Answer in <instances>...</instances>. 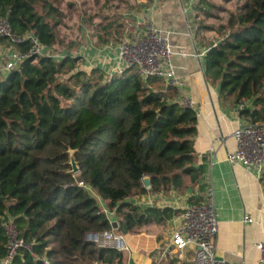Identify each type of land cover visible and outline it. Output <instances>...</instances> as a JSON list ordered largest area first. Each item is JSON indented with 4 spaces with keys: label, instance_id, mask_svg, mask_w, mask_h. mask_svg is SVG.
I'll return each instance as SVG.
<instances>
[{
    "label": "trees",
    "instance_id": "obj_1",
    "mask_svg": "<svg viewBox=\"0 0 264 264\" xmlns=\"http://www.w3.org/2000/svg\"><path fill=\"white\" fill-rule=\"evenodd\" d=\"M238 1L207 46L204 72L240 117L264 122V0ZM93 2L131 7L129 0ZM190 2L194 17L210 15L209 0ZM0 16L15 37L31 33L59 54L25 57L0 79V261L8 254L10 222L29 249L18 248L9 264H45L41 257L46 264H126L125 251L99 246L88 235L136 234L179 213L129 199L198 182L196 111L182 107L176 87L160 78L143 79L134 67L112 75L84 70L80 56L64 53L74 50L66 43L57 52L65 15L51 0H0ZM111 26L110 14L95 24L97 31ZM202 28L211 27L199 25L196 33ZM121 32L122 25L115 28L114 41ZM4 42L20 53L31 46L28 39ZM90 190L114 211L115 228Z\"/></svg>",
    "mask_w": 264,
    "mask_h": 264
},
{
    "label": "crops",
    "instance_id": "obj_2",
    "mask_svg": "<svg viewBox=\"0 0 264 264\" xmlns=\"http://www.w3.org/2000/svg\"><path fill=\"white\" fill-rule=\"evenodd\" d=\"M129 1L130 8L119 9L118 18H111L110 29L82 34L74 50L64 53L80 56L84 70L98 67L110 74L117 66L115 46L125 36L114 41L113 26L126 23L123 31L131 32L129 40L140 37L148 22L168 32L175 73L183 82L182 87H176L175 100L187 97L195 103L197 134L194 148L200 173L198 182L182 190L148 193L129 201L139 205L168 206L175 210L191 204L190 197L199 198L201 202L209 201L215 208L218 223L214 239L215 257L229 264H262L264 251L259 250L257 244L264 241V171L259 175L254 169L227 160V154L236 146L232 132L247 121L236 113L230 102L221 100L218 81L209 82L205 76L204 56L210 42L196 33L190 0ZM90 194L115 228L114 211H110L95 192L90 190ZM175 226L176 215L164 225L151 224L139 233L121 234L128 248L125 250L126 264H194L189 252L180 254L171 250L164 253Z\"/></svg>",
    "mask_w": 264,
    "mask_h": 264
},
{
    "label": "built area",
    "instance_id": "obj_3",
    "mask_svg": "<svg viewBox=\"0 0 264 264\" xmlns=\"http://www.w3.org/2000/svg\"><path fill=\"white\" fill-rule=\"evenodd\" d=\"M124 35L115 46L116 70L108 75L121 73L127 67H134L143 79L157 77L162 79L167 86L182 87L183 82L176 76L172 63L173 50L168 32L148 22L143 34L137 39L129 40L126 31ZM25 39L31 42L30 48L25 53H20L13 45L4 42V40L21 42ZM37 55L59 56L42 45L31 33L15 37L9 21L0 16V76L18 68L23 58ZM178 102L182 107L196 111L195 103L190 98L181 97ZM232 137L236 146L232 152L227 154V160L240 163L247 169H254L257 174L261 175L264 171V122H245L234 129ZM178 210L176 226L164 253L171 252V250L180 254L189 252L194 264H229L225 260L217 259L214 254V239L218 232V223L213 204L209 201L186 204ZM247 221L251 220L247 219ZM6 231L8 254L0 261V264H9L18 248L29 249V246L17 238L10 222L6 226ZM88 240L99 246L111 247L120 251L128 249L124 244L123 236L113 231L91 234ZM257 248L264 251V241L258 243ZM41 260L47 263L45 257H41Z\"/></svg>",
    "mask_w": 264,
    "mask_h": 264
},
{
    "label": "rangeland",
    "instance_id": "obj_4",
    "mask_svg": "<svg viewBox=\"0 0 264 264\" xmlns=\"http://www.w3.org/2000/svg\"><path fill=\"white\" fill-rule=\"evenodd\" d=\"M51 1H53L65 15L63 24L57 29L58 36L62 40L61 43L56 46L55 50L57 52L67 49L65 43L70 48L74 49L75 45L80 43V36L82 34L89 35L93 30H96L95 24L102 20L103 15L110 14V20L112 21L114 18H118L117 15L121 14L118 9L104 7L102 2L96 4L93 0ZM209 2L212 4V8H210L209 11L210 15L207 16L201 11H198L196 12L197 18L195 17L194 19L196 27L199 25L211 27L210 29L202 28L199 34L200 37L208 43L218 38L216 29L221 23L226 22L228 12H235L239 4L238 0H209ZM113 4H116V2ZM119 24L122 25V38L125 34V31H123L125 26H123V24L125 25L126 23L123 22ZM120 25H115L112 28H118ZM130 33L129 30L126 31L127 36H131Z\"/></svg>",
    "mask_w": 264,
    "mask_h": 264
},
{
    "label": "water",
    "instance_id": "obj_5",
    "mask_svg": "<svg viewBox=\"0 0 264 264\" xmlns=\"http://www.w3.org/2000/svg\"><path fill=\"white\" fill-rule=\"evenodd\" d=\"M70 164H71V167H72V170H71L72 173L76 174L79 171V169H78V167L76 165V162H75L73 156H71ZM142 182H143L145 188H148L150 186V178L148 176L143 177ZM89 237H91V234L88 235V239H89Z\"/></svg>",
    "mask_w": 264,
    "mask_h": 264
}]
</instances>
